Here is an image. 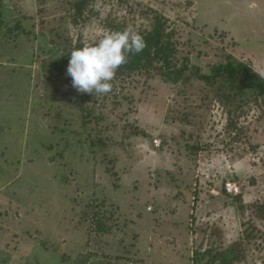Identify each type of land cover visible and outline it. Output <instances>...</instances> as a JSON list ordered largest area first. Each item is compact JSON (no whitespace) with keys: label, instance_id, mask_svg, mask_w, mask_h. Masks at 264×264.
I'll use <instances>...</instances> for the list:
<instances>
[{"label":"rangeland","instance_id":"374dc122","mask_svg":"<svg viewBox=\"0 0 264 264\" xmlns=\"http://www.w3.org/2000/svg\"><path fill=\"white\" fill-rule=\"evenodd\" d=\"M0 3L7 8L0 36V264H71L65 252L77 264H210L207 249L238 253L239 264H264L256 208L235 216L232 200L222 196L223 184L233 182L246 203L264 204V124L251 131L263 145L254 151L230 133L229 110L210 89L183 97L180 88L141 75L98 103L79 105L80 93L49 69L71 45H94L132 19L129 5L98 0L77 26L72 0ZM130 5L163 13L179 56L205 73L227 50L264 76V0ZM137 18L129 27L146 29ZM262 109L254 105L242 123ZM243 222L252 242L240 232Z\"/></svg>","mask_w":264,"mask_h":264},{"label":"trees","instance_id":"16d2710c","mask_svg":"<svg viewBox=\"0 0 264 264\" xmlns=\"http://www.w3.org/2000/svg\"><path fill=\"white\" fill-rule=\"evenodd\" d=\"M97 1L98 0H72V22L77 26L81 22H86L87 18H89V14L93 12L92 8ZM118 1L119 5L123 7L129 5L127 8L130 7L132 19H125L122 22H118L114 28L115 31L131 29L128 25V21H137L138 16L139 19L147 21L148 26L144 30L135 31L144 37L146 47L140 54L130 56L128 63L117 71L112 81L113 87L110 93L116 92V87L119 83L126 80H133L134 77L140 75L148 79L156 77L166 85L180 88L178 94L183 97L184 94L187 95L189 89L200 86L208 88L211 93L214 94L215 102H218L229 110L228 113L231 117L228 128L231 134H237L235 140H240L241 138L238 136L242 135V138L244 136L245 139L248 140L247 142L251 144V148L254 151L261 149L263 145L261 146L260 143L255 142V133H251V131L253 126H255V129H253L254 132H260V127H257V124H264V76L256 72L250 64L238 60L227 50H221L219 56L220 60L210 67L209 72L205 73L199 65L191 63L189 56H179L178 46L173 39L174 33L169 29V19L163 13L152 7L136 9L133 5H130L131 0ZM6 14L7 8L4 4L0 3V36L7 26ZM131 30L133 31V29ZM84 45L85 44L81 42H78L75 46L71 45L70 52L66 54V56H59L52 64L53 67L49 69V72L53 69V71L57 73V76L65 77L71 84V77L66 74L70 53L74 48H80ZM52 79L53 76H51V80ZM79 95L82 96V103H77L79 105L85 104V102L88 103L87 100H96V103L99 102L97 99L98 95L82 93ZM254 105L263 107L259 116L255 121L248 120L246 123H242L243 116L245 114H250ZM87 116H89V113L86 114L84 119H86ZM254 122L256 124H254ZM189 136L192 139L195 137L193 134ZM188 148L195 153L201 152L200 145H190ZM225 185L226 184H223L222 196L229 197L232 200L229 208L235 209V216L241 213V211L246 213L249 207H252L256 208V219L264 221V204L258 205L259 203L257 202L258 204L254 203V205H251L252 203H246V194H229L225 189ZM244 222L242 223L243 230L240 232L244 235L245 232L248 231L244 240L252 242L255 236L248 230L250 224ZM254 230L255 228L253 231ZM242 234L239 239L240 241H242ZM65 253L68 254V259H71V264H77L76 259L71 256V253ZM205 253L210 255V264L240 263V261L238 262V253L231 255L229 252H222L220 250L215 253L213 249H207ZM219 256H221V258H219ZM82 261L84 264H88L87 259L85 261L84 258Z\"/></svg>","mask_w":264,"mask_h":264},{"label":"clouds","instance_id":"9594fccd","mask_svg":"<svg viewBox=\"0 0 264 264\" xmlns=\"http://www.w3.org/2000/svg\"><path fill=\"white\" fill-rule=\"evenodd\" d=\"M145 47L144 37L131 29L106 30L94 45L71 51L66 74L79 93L106 95L112 91L117 71Z\"/></svg>","mask_w":264,"mask_h":264},{"label":"built area","instance_id":"2783aa9c","mask_svg":"<svg viewBox=\"0 0 264 264\" xmlns=\"http://www.w3.org/2000/svg\"><path fill=\"white\" fill-rule=\"evenodd\" d=\"M154 144L157 148H160L162 141L160 139H155ZM225 189L229 194L239 195L241 193L238 185L233 182H227Z\"/></svg>","mask_w":264,"mask_h":264}]
</instances>
